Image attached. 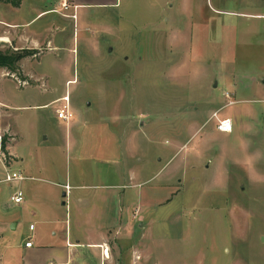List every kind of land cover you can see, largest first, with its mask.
Returning <instances> with one entry per match:
<instances>
[{"label":"rangeland","instance_id":"obj_1","mask_svg":"<svg viewBox=\"0 0 264 264\" xmlns=\"http://www.w3.org/2000/svg\"><path fill=\"white\" fill-rule=\"evenodd\" d=\"M101 3H0V52L21 56L0 68L14 152L64 183L125 186L134 231L117 257L131 245L130 264H264V0ZM5 178L0 162V224L21 222L16 243L36 210L11 204L19 183Z\"/></svg>","mask_w":264,"mask_h":264},{"label":"crops","instance_id":"obj_2","mask_svg":"<svg viewBox=\"0 0 264 264\" xmlns=\"http://www.w3.org/2000/svg\"><path fill=\"white\" fill-rule=\"evenodd\" d=\"M118 4V0L116 2L103 0L99 6ZM6 111L5 99L0 94V137H7L8 153L12 157L8 164L1 160L0 162L6 175L15 173L24 178L11 183H19V190L13 193L10 201L17 192H22L24 202L18 206L23 207L24 211L34 208L36 213L35 221L30 224L27 231V237H22L23 239L16 243H10L6 235L18 233L21 222L15 219L0 224V245H5L0 264H130L134 260L137 262L135 258L137 251L131 245L133 258L121 257V250L126 251L129 246L124 243V239L131 236L130 233L134 231L129 213L135 204L131 202L132 194L125 192L126 187L121 183L103 187L99 184L89 186L72 183L70 175L66 177L65 183L63 179L58 181L54 173L41 167L36 159H32L33 155L21 156L14 152L13 145L20 134L7 121ZM51 173L54 177L50 176ZM135 177V174L131 173L132 181ZM148 182L149 180L131 185L130 188L144 187ZM41 183H48L54 187L50 202L46 203L43 200L47 190ZM66 185L72 188L68 194ZM61 190L64 191L62 196ZM91 190L96 192L87 194ZM62 198L66 199V203H61ZM13 205L17 206L15 203ZM156 205L159 206L160 203ZM60 207H67L66 220L60 217ZM136 218L137 211L134 220ZM31 226H34L33 230ZM29 242L33 245L26 247ZM116 247L121 249L116 251ZM118 254L121 255L117 257Z\"/></svg>","mask_w":264,"mask_h":264},{"label":"built area","instance_id":"obj_3","mask_svg":"<svg viewBox=\"0 0 264 264\" xmlns=\"http://www.w3.org/2000/svg\"><path fill=\"white\" fill-rule=\"evenodd\" d=\"M68 102V101H65ZM57 115L59 119L65 120L66 122H69L72 117L73 114L70 112L69 110V106L66 103V105L62 108L57 110ZM212 120H215L217 123V130L222 133V134H232L233 132V128H234V124L232 119H228V118H220L219 117V113L214 114ZM2 140V138L0 137V141ZM1 160V158H0ZM24 178H22L20 175L15 174V173H7L6 178L4 180V182L6 183H13L15 181H19V180H23ZM65 189L68 192L71 191V187L70 185H66ZM11 201L17 205H20L24 202V196L22 192H17L11 199ZM31 229H34V226H31ZM33 245L32 242H29L26 244V247H31Z\"/></svg>","mask_w":264,"mask_h":264},{"label":"trees","instance_id":"obj_4","mask_svg":"<svg viewBox=\"0 0 264 264\" xmlns=\"http://www.w3.org/2000/svg\"><path fill=\"white\" fill-rule=\"evenodd\" d=\"M22 0H0L1 4H9L15 8H19ZM21 59V56H13L10 54H4L0 52V68H9L13 66L17 61ZM7 141L4 139L0 148L3 152L6 150Z\"/></svg>","mask_w":264,"mask_h":264},{"label":"bare ground","instance_id":"obj_5","mask_svg":"<svg viewBox=\"0 0 264 264\" xmlns=\"http://www.w3.org/2000/svg\"><path fill=\"white\" fill-rule=\"evenodd\" d=\"M64 101H68V98H65Z\"/></svg>","mask_w":264,"mask_h":264}]
</instances>
